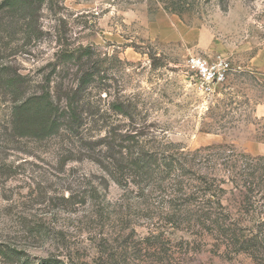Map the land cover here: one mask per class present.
Instances as JSON below:
<instances>
[{"label": "rangeland", "instance_id": "obj_1", "mask_svg": "<svg viewBox=\"0 0 264 264\" xmlns=\"http://www.w3.org/2000/svg\"><path fill=\"white\" fill-rule=\"evenodd\" d=\"M46 91L60 129L20 136ZM0 264H264V0H0Z\"/></svg>", "mask_w": 264, "mask_h": 264}, {"label": "trees", "instance_id": "obj_2", "mask_svg": "<svg viewBox=\"0 0 264 264\" xmlns=\"http://www.w3.org/2000/svg\"><path fill=\"white\" fill-rule=\"evenodd\" d=\"M12 4H19L28 7L34 6L35 0H9ZM21 78L15 74L6 73L4 78L5 87L18 93L21 88ZM17 105L14 108V130L20 136H34L36 138H45L56 133L61 127V118L63 111L60 112L59 106L56 105L49 91L41 95H33L26 98L19 97L16 100ZM66 115V114H65ZM74 119V118H72ZM222 147L223 145H214L212 147ZM148 152L138 151L130 154L125 163L128 164L138 175L146 173L150 163L153 162ZM124 155V154H123ZM127 155V154H126ZM247 157V156H245ZM173 161L168 163V168L173 167ZM257 169L247 178L255 179ZM209 216L208 213L205 214Z\"/></svg>", "mask_w": 264, "mask_h": 264}, {"label": "built area", "instance_id": "obj_3", "mask_svg": "<svg viewBox=\"0 0 264 264\" xmlns=\"http://www.w3.org/2000/svg\"><path fill=\"white\" fill-rule=\"evenodd\" d=\"M185 68L203 91L212 92L227 79L232 65L222 55L211 60L200 55H191L185 61ZM214 81L216 84H213Z\"/></svg>", "mask_w": 264, "mask_h": 264}, {"label": "water", "instance_id": "obj_4", "mask_svg": "<svg viewBox=\"0 0 264 264\" xmlns=\"http://www.w3.org/2000/svg\"><path fill=\"white\" fill-rule=\"evenodd\" d=\"M213 84H216V81H214Z\"/></svg>", "mask_w": 264, "mask_h": 264}]
</instances>
